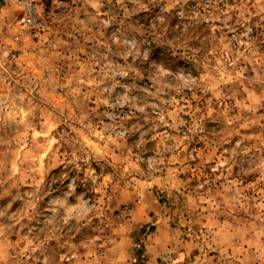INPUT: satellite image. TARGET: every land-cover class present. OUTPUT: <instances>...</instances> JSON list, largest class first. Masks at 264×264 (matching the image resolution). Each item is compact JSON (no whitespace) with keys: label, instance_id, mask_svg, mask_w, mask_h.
<instances>
[{"label":"rangeland","instance_id":"374dc122","mask_svg":"<svg viewBox=\"0 0 264 264\" xmlns=\"http://www.w3.org/2000/svg\"><path fill=\"white\" fill-rule=\"evenodd\" d=\"M0 264H264V0H0Z\"/></svg>","mask_w":264,"mask_h":264}]
</instances>
